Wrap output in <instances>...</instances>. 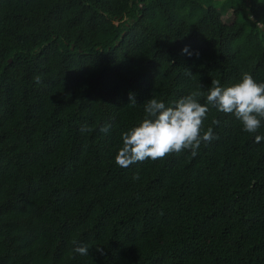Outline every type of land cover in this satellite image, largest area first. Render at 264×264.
Listing matches in <instances>:
<instances>
[{
  "label": "trees",
  "instance_id": "16d2710c",
  "mask_svg": "<svg viewBox=\"0 0 264 264\" xmlns=\"http://www.w3.org/2000/svg\"><path fill=\"white\" fill-rule=\"evenodd\" d=\"M231 2L0 0V264H264V121L208 105L195 156L115 163L148 99L264 83V0Z\"/></svg>",
  "mask_w": 264,
  "mask_h": 264
},
{
  "label": "clouds",
  "instance_id": "9594fccd",
  "mask_svg": "<svg viewBox=\"0 0 264 264\" xmlns=\"http://www.w3.org/2000/svg\"><path fill=\"white\" fill-rule=\"evenodd\" d=\"M183 51L187 52V48ZM191 75L192 72L186 73ZM40 83V78L35 77ZM208 90L205 104L199 102L204 94L194 91L179 98L173 106H166L164 102L150 98L144 105L145 116L138 126L122 134V146L115 156V163L121 168L151 159H163L172 153L179 154L185 150L195 156L201 144H207L217 138L213 128L208 127L201 132L203 121L208 112V105L214 106L224 114H233L242 124L243 130L256 133L264 121V83H258L250 74H244L242 79L226 87H221L217 80L212 81ZM135 94L129 93V105L136 104ZM218 119L212 120V125H219ZM109 125L100 128L107 132ZM79 131H91L87 125H81ZM264 137L255 136L259 143ZM133 179H139L138 174ZM75 243V242H74ZM97 252L103 254L98 247ZM74 252L88 255L87 246L78 245Z\"/></svg>",
  "mask_w": 264,
  "mask_h": 264
},
{
  "label": "rangeland",
  "instance_id": "374dc122",
  "mask_svg": "<svg viewBox=\"0 0 264 264\" xmlns=\"http://www.w3.org/2000/svg\"><path fill=\"white\" fill-rule=\"evenodd\" d=\"M225 1V5H224V9L222 11L221 17L224 21V25L227 31H231L235 28L236 23L233 20V16L235 15V13L237 12V8L238 7H234V5L232 4V0H224Z\"/></svg>",
  "mask_w": 264,
  "mask_h": 264
},
{
  "label": "water",
  "instance_id": "95a60500",
  "mask_svg": "<svg viewBox=\"0 0 264 264\" xmlns=\"http://www.w3.org/2000/svg\"><path fill=\"white\" fill-rule=\"evenodd\" d=\"M9 60V59H8Z\"/></svg>",
  "mask_w": 264,
  "mask_h": 264
}]
</instances>
